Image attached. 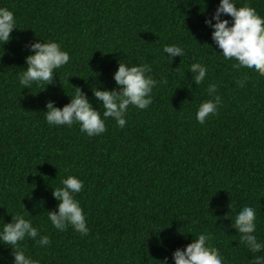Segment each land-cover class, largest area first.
<instances>
[{
    "label": "trees",
    "instance_id": "16d2710c",
    "mask_svg": "<svg viewBox=\"0 0 264 264\" xmlns=\"http://www.w3.org/2000/svg\"><path fill=\"white\" fill-rule=\"evenodd\" d=\"M219 3L0 0L18 27L0 44V228L20 213L48 235L50 247L21 242L38 264H163L166 257L174 264V251L202 233L224 264H251L228 213L230 204L233 218L243 206L254 207L264 241V77L233 69L219 52L205 23ZM245 5L264 18V0H237V7ZM42 38L58 42L70 62L51 84L23 89L18 75L31 43ZM170 44L185 55L169 60L163 48ZM120 61L149 64L161 81L147 109L130 106L124 128L109 119L98 137L78 125L47 124V102L63 107L78 88L102 111L92 89L116 88ZM194 62L209 69L199 86L189 71ZM209 83L222 104L201 125L195 117L210 98ZM69 175L85 184L76 199L88 235L57 231L47 218L59 203L53 188ZM12 260V250L0 244V264Z\"/></svg>",
    "mask_w": 264,
    "mask_h": 264
},
{
    "label": "clouds",
    "instance_id": "9594fccd",
    "mask_svg": "<svg viewBox=\"0 0 264 264\" xmlns=\"http://www.w3.org/2000/svg\"><path fill=\"white\" fill-rule=\"evenodd\" d=\"M236 5L237 0H220L215 13L206 19L205 23L214 29L212 40L222 50L219 52L224 60L233 61V69H246L264 77V18L247 5ZM16 28L18 27L14 12L7 7H0V44L10 42L13 39L12 32ZM30 48L32 53L26 57L27 68L18 75L19 84L23 89L30 88L33 84H51L56 70L70 62V54L55 40L43 39L41 42L36 39ZM163 52L171 61L177 56L185 55L184 49L177 44L164 46ZM189 71L193 74L194 83L199 86L204 83L209 69L202 62H194ZM151 73L152 67L149 64L130 66L120 61L118 70L114 73L117 87L92 89L95 99L102 105V111L97 110L88 95L78 88L74 95H70V102L63 107L57 106L52 100L47 102V110L44 111L46 122L49 126L78 125L81 133L88 137L104 134L107 131L106 121L109 119L124 128L130 106L144 110L153 103V90L161 81L155 79ZM207 92L210 98L199 105L195 117L201 125L205 124L211 115L217 114L222 104L215 83H209ZM84 187L82 179L69 175L61 180L60 187L53 188V195L59 203L56 210H48L47 218L57 231L63 232L71 227L81 235H88L90 232L85 209L76 199ZM230 208L228 216L234 221L232 227L239 233L240 244L252 255L251 264H264V241L257 235L256 209L245 205L233 218L231 213L235 209L231 204ZM26 239L36 241L41 248L51 246L50 237L41 235V230L24 214L12 215L11 222L4 223L0 228V244L12 250V264H38V261L21 247V242ZM211 240L212 237L206 233L198 234L186 247L174 251V264H224L223 256L218 249L211 246ZM162 262L169 264L167 257Z\"/></svg>",
    "mask_w": 264,
    "mask_h": 264
}]
</instances>
